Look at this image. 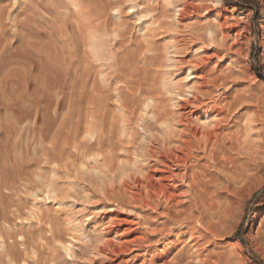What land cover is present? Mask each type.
<instances>
[{
  "label": "rangeland",
  "instance_id": "rangeland-1",
  "mask_svg": "<svg viewBox=\"0 0 264 264\" xmlns=\"http://www.w3.org/2000/svg\"><path fill=\"white\" fill-rule=\"evenodd\" d=\"M210 3L0 0V264H14L6 259L3 244L18 264H47L51 259L57 264H109V256L101 253L107 242L141 237L146 231L152 236L153 230L161 228V216L155 211L114 204L118 182L110 178L100 156L113 152L120 164H135L139 156L143 162L138 164L151 162L145 155L148 149L158 151L162 145L147 137H160L161 132L153 117L146 116L150 110L142 107L143 101L157 100L159 115L169 119L175 130V101L180 100L178 91L184 90L178 84L184 83L190 65L209 82L199 90L200 101L250 97L249 105H259L264 113V0H223V11L235 12L239 18L240 41L225 38L221 30L210 37L206 29L215 24L210 11L176 17V6H213ZM231 44H237L233 51H229ZM217 50H222V61L215 58ZM218 78L221 83L225 78L224 88L216 83ZM248 122L243 115L240 126L233 129L241 132L245 145L241 163L250 162L254 149L259 156L251 163L250 179L227 223V235L216 240L217 248L211 247L221 254L220 264H264L260 240L264 234V141L255 148L253 137L246 134ZM146 125L154 129L143 130ZM96 131L104 147L111 143L114 147L99 153L93 146L99 136ZM49 185L57 197L45 194ZM116 215L127 222L115 227L121 231L113 237L108 219ZM128 224L131 235L123 232ZM62 243H72V255ZM164 246L151 255L133 246L112 263L140 264L144 257L157 260L164 250L174 255L180 248L175 251L171 243Z\"/></svg>",
  "mask_w": 264,
  "mask_h": 264
},
{
  "label": "bare ground",
  "instance_id": "bare-ground-1",
  "mask_svg": "<svg viewBox=\"0 0 264 264\" xmlns=\"http://www.w3.org/2000/svg\"><path fill=\"white\" fill-rule=\"evenodd\" d=\"M210 2L211 5L213 4V6L211 7H195L185 5L187 7H185L184 9H179L180 7L178 8V6H176L179 14H177L178 16L176 15V17L179 18V16H181L180 18L184 19L186 16L190 17L189 15H192V13L195 15L197 14L198 16V14L200 13L210 11V13L214 14L213 18L215 24L214 26L206 29L208 35H210V37H213L215 32L221 30L225 38L229 36L233 41H240L239 38L242 35L241 32L243 31V28L240 29V22L238 21L239 18L235 17V12L232 14L224 12L222 8L223 0H210ZM230 20L235 21L237 27L234 26V24H232L233 22L231 23ZM237 23L239 24V26ZM236 46L237 44H231L230 49L228 48L229 51H233V49H236ZM214 53L215 58L222 61V57H220V55H223L222 50H217ZM192 66L190 65L185 69V79L183 81L184 83H181V86L178 84V86L184 90L182 92L181 89L179 91L177 90L179 92L177 96L180 100L175 101L177 102L175 104L177 112L174 113L176 115V118L174 120V123L176 122L175 130H173V127L170 123L171 121L169 119L161 118V116L159 115L160 110L157 105V100L148 101L147 99H144L145 101H143L142 107L150 110L148 114L146 113V116L153 117V119L155 120V124L160 125V137L162 138V140L160 141V137H156L154 135L150 137L149 133V136L147 137L145 136V134L147 133L146 131H144L145 134L143 136L147 137V139L154 138L152 142H154L155 140L161 142L158 144V147H160L159 145H162L161 148L157 147L159 149L158 151H154V147L152 148V151H149L148 148H151V146H147L148 154L145 155L149 156L151 159V162L149 161L150 164L147 162L148 160L146 161L149 164L148 166H146L147 163H141L146 166L145 168H143L141 167L143 165L138 164L139 160H141L139 159V157L141 156H137L138 161L136 163L138 166L141 165L137 167L136 163L128 164L126 162V164L124 162H121L120 164V162H116L117 159L113 152H110V155L109 153L107 155L103 153L101 154V156L98 154L100 157H102V159H104V163H107L109 165L108 166L106 164L104 166L103 164L105 168L106 166L108 167V170H106L108 174L111 175L110 178L113 179V181L115 180L114 182H118L117 190H114V194L112 196L114 204H117L118 208L119 206H126L127 208H149L152 211H155L156 214L161 216L160 218L162 219V222L158 224L161 226V228L159 227L160 229L157 228L153 230L151 232L152 236L149 235L146 231L147 233L143 232L141 237L136 236L137 238H133V236L131 239L113 238L117 237L121 231L120 228L117 229L115 227H117L119 224L121 225V223L123 222L126 223L127 221L125 219L119 218L118 215L111 217V219H108L111 222L110 226L114 227L110 231L114 235L112 237L113 241L111 240L112 243L110 241L107 242V244L103 247L101 253L103 254L104 252V255L109 256V264H113L112 261H114V257L116 258L117 255L119 256V253L122 254L127 251L129 253V250L133 246L137 247L139 251L142 250L148 252L149 250V253L151 255L153 254V252H155V250H158V247L160 245L166 246L169 245V243H171L172 247H174V250H177L178 247H180L174 255L173 253H169L168 251L164 250V252L162 251L165 255L164 257H162V253V255H160V253L158 252L159 256H157V260L154 259L156 258L155 256H151L150 259L144 257L143 261H140V264H220L221 254L211 249V247H214L215 249L216 246L217 248L218 243L216 242V240L227 235V223L232 216L233 210L235 209L237 199L241 195V190L250 179V166H253V164L251 163L253 162V160L255 162V160L259 156L258 151L254 149V151H252V153L250 154V162L241 163L245 145L242 141V136L240 135L241 132H234L233 129L238 128L240 126L239 124L241 121V117L243 115H247L249 124L245 125V130L247 132L246 134L253 137L255 141V148L259 149L261 145H263L262 143L264 141V113H262V108L259 105L253 107L249 105L248 100L251 99L250 97H239V99L236 97V99H232L231 101L220 100L218 102L217 100H214V104L212 102L206 103L204 101H200V97L198 96L199 90L203 87H207L205 86V84L209 82L207 81V78L203 76V74L195 70L196 66ZM224 79L221 80L222 83L219 81V78V82L216 81V83H219L218 85H221L220 87L223 88L226 86ZM210 84H212V86L214 85L212 82ZM166 85L168 84L166 83ZM176 89L178 88L176 87ZM216 101L218 102V104ZM211 103L214 106L212 105L213 107L209 108L208 104ZM120 105L122 106L123 104ZM244 111H247V113ZM123 113L125 114V112ZM121 117H123V115H121ZM123 119L121 120L123 121ZM124 123L126 124V122H123L121 124L124 126V129H126L127 127H125ZM103 124H105V121ZM101 126L103 128L104 125ZM89 128L87 129L90 130ZM142 129L149 132L150 130L154 129V127L146 125ZM100 130H103L104 132L102 131V133L106 134L105 129ZM90 131L89 133H91ZM122 132V134H124V131ZM129 132L130 131H126V133ZM86 133H88V131ZM97 133L99 136H95V134L97 135ZM97 133H94L93 135V137H97H94L95 139H93V146L98 147L97 149L100 150L99 153L104 151L103 149L108 146H110L108 147L110 149L111 147H114L112 146L113 143L104 147L106 143L103 140V137L101 138V134H99L100 131H98ZM122 134L120 135L121 137L123 136ZM102 136L105 135L103 134ZM128 136L129 134H127L126 137ZM110 141L112 142V140H109L107 142ZM144 141L147 142L146 140ZM133 153L134 152H132V154ZM99 156L97 157L99 158ZM109 157L110 159H108ZM142 157V159L144 160L145 156L142 155ZM140 162L143 161L141 160ZM98 172H100L98 174L102 173V171ZM53 186H46L48 188V192L46 191L45 194L48 193L49 196H54L56 190H54L55 188ZM257 220H259V216L254 219L252 227L255 226ZM160 221L161 220H159V222ZM108 224L110 223L108 222ZM130 229L131 228L129 226L125 228L123 232L128 234L131 231ZM49 230L51 232V229ZM136 230L137 229L135 228V232H137ZM108 231L109 229L107 230V232ZM123 236H125L126 238V235ZM120 237H122V235ZM174 237H177V240L171 241ZM114 239H118L116 240L118 241V244H115L116 242L114 241ZM260 240L264 243V234L260 235ZM62 246L68 254L72 255V243H62ZM2 248L3 250L5 249V256L6 259L9 258V262L12 261L11 263L14 264L20 263L17 258L11 255L8 249L9 247L3 244ZM34 253L36 254V252ZM171 256L173 257L170 258ZM47 264H57V262H55V259H51L49 262H47Z\"/></svg>",
  "mask_w": 264,
  "mask_h": 264
},
{
  "label": "trees",
  "instance_id": "trees-1",
  "mask_svg": "<svg viewBox=\"0 0 264 264\" xmlns=\"http://www.w3.org/2000/svg\"><path fill=\"white\" fill-rule=\"evenodd\" d=\"M231 6H233V7H234L235 5H232V4H231Z\"/></svg>",
  "mask_w": 264,
  "mask_h": 264
}]
</instances>
